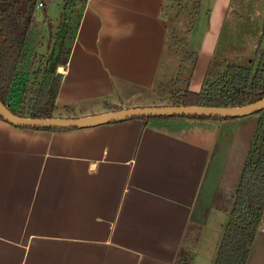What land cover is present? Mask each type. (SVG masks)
<instances>
[{
  "label": "crops",
  "instance_id": "obj_1",
  "mask_svg": "<svg viewBox=\"0 0 264 264\" xmlns=\"http://www.w3.org/2000/svg\"><path fill=\"white\" fill-rule=\"evenodd\" d=\"M231 1L202 0L185 91L201 90ZM165 3L88 0L57 68L56 118L138 108L137 95L173 82ZM258 121L190 120L179 133L138 117L63 131L0 119V264L196 263L198 245L217 251L207 233L229 214Z\"/></svg>",
  "mask_w": 264,
  "mask_h": 264
},
{
  "label": "trees",
  "instance_id": "obj_2",
  "mask_svg": "<svg viewBox=\"0 0 264 264\" xmlns=\"http://www.w3.org/2000/svg\"><path fill=\"white\" fill-rule=\"evenodd\" d=\"M55 0H0V100L16 116L32 119L56 118L57 94L61 85V74L57 73L59 65H66L70 48L66 45V30L72 28L74 40L80 26L82 14L88 0H65L64 11L56 35L59 44L53 48L49 57H39L43 45L42 26L36 20L39 3L42 12L48 14L49 6ZM171 2L172 0H166ZM196 1V0H194ZM202 0L196 1L195 9H200ZM77 4L81 10L72 27L70 21ZM68 10V11H67ZM168 10L163 7V13ZM197 12H195V15ZM71 24V27H70ZM264 33L254 61L257 66H239L228 64L217 75L208 74L199 92L186 90L180 95L178 103L172 106L202 107H245L264 99ZM45 62L42 79L38 83L24 81L19 94L15 86L21 81L22 73L36 60ZM195 58V57H194ZM111 110H120V106L108 105ZM64 110H70L65 106ZM259 121L247 153L239 184L237 186L229 221L224 229L218 254L214 264H247L251 245L264 217V109L257 112ZM151 126L164 127L169 131L187 130L188 120H228L235 118L207 117L198 115L145 116ZM0 119H4L0 115ZM123 120V119H122ZM186 127V129H184ZM50 131L71 130L74 128H41Z\"/></svg>",
  "mask_w": 264,
  "mask_h": 264
},
{
  "label": "rangeland",
  "instance_id": "obj_3",
  "mask_svg": "<svg viewBox=\"0 0 264 264\" xmlns=\"http://www.w3.org/2000/svg\"><path fill=\"white\" fill-rule=\"evenodd\" d=\"M196 1H166L165 6H167L168 10L164 12V14L168 15L171 25L168 51L172 53V55L167 54V57L171 60L173 82H169L167 85L162 86L156 93L142 92L140 95H137L135 101L131 102L129 105L140 104L139 106L141 107L138 108L165 107L172 106L179 102L180 95L184 93L186 89L182 79L186 70L181 69L180 65L186 66V68H188V66L191 67V64L194 62V57H196V55L198 56L200 51L199 40L203 35L204 23L207 18L206 14H209V12H206V6L198 10L195 9ZM64 6L65 0H56V3L54 1L51 5L49 11L51 20H47L46 24L41 27L43 45L40 47L39 53L43 56L40 55L39 57L47 58L50 56L54 47L58 49L57 46L60 41L57 40L56 35L61 22V14L65 10ZM81 7L80 4H77L75 12L72 14L70 19V21H72V27L76 22ZM231 7L235 12H230L227 19H225L222 31L220 32L221 38L214 54L211 70L209 71L211 72L210 77L224 71L228 64L250 66L253 63L254 67H256L258 63V59L254 61V58L257 57L256 50L263 39L264 0H232ZM195 12H197L196 15ZM42 18V11L39 10L36 15V20L41 21ZM71 29L72 28L66 30V45L70 42L73 35ZM190 37L192 39L191 41L189 40ZM46 65L45 62L42 63L37 58V60L29 66V70L22 73L21 81L38 83V81L42 79L43 69ZM23 84V81L16 83L15 90L17 94H19L21 90L20 87L22 88V86H24ZM68 111L70 112V110ZM186 122L188 124L191 123L190 120ZM223 215L225 217L220 215L218 217L215 216V219L216 221L219 220V223H224L225 225L218 228L219 223L214 224L216 227L214 229L211 228V231L208 230L207 233L217 251L211 246H208L206 249V246L204 247L203 245L202 247L198 245L199 249L206 250V253L198 255L199 258L197 262L193 264H214L221 240L224 236V231L221 229H225L229 221V214ZM263 226L264 225L261 227ZM258 237L260 239L256 241L253 254L250 256V261H248L249 263L247 262V264H264V232H258ZM212 256L213 260L211 259ZM186 261L187 260L182 261V264H187ZM190 264H192L191 260Z\"/></svg>",
  "mask_w": 264,
  "mask_h": 264
},
{
  "label": "water",
  "instance_id": "obj_4",
  "mask_svg": "<svg viewBox=\"0 0 264 264\" xmlns=\"http://www.w3.org/2000/svg\"><path fill=\"white\" fill-rule=\"evenodd\" d=\"M264 109V99L245 107H202V106H165L129 108L120 111H112L98 115L77 118H48L32 119L14 115L0 100V115L12 124L25 127L45 128H78L104 124L112 121L132 117L145 116H171V115H198L207 117L239 118Z\"/></svg>",
  "mask_w": 264,
  "mask_h": 264
},
{
  "label": "built area",
  "instance_id": "obj_5",
  "mask_svg": "<svg viewBox=\"0 0 264 264\" xmlns=\"http://www.w3.org/2000/svg\"><path fill=\"white\" fill-rule=\"evenodd\" d=\"M42 6H43V4L42 3H39L38 8H41Z\"/></svg>",
  "mask_w": 264,
  "mask_h": 264
}]
</instances>
